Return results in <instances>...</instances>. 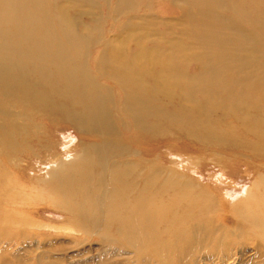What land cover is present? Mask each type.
Returning <instances> with one entry per match:
<instances>
[{"label":"rangeland","instance_id":"obj_1","mask_svg":"<svg viewBox=\"0 0 264 264\" xmlns=\"http://www.w3.org/2000/svg\"><path fill=\"white\" fill-rule=\"evenodd\" d=\"M56 1L55 22H73L75 30L87 28L91 33L80 56L85 77L104 93L108 123L64 119L62 111L47 112L44 107L28 110L30 100L20 95L7 103V93L0 89V264H159L168 256V240L180 241L182 228L188 234L182 241L194 248L183 261L171 264H264L261 231L251 229L247 219V212L260 216L256 200L264 177V0H175L184 14L174 20L153 16L152 0ZM68 3L76 7L71 10ZM51 4L48 8L55 11ZM136 10L140 14H133ZM187 15L191 17L184 19ZM150 22L152 27L129 33ZM184 41L186 47L193 42L194 54L202 58L191 60L193 51H186L184 73L180 70L175 83L191 85L197 104L186 106L177 123L169 117L163 124L151 115L145 130L124 128L132 122L122 118L126 95L157 94L162 83L149 71L137 81L126 80L128 88H134L126 91L118 79L111 78V55L121 46L140 52L131 63L141 70L147 52L149 69L160 72L155 53H172V46ZM99 65L104 73L98 71ZM12 84L15 91L16 81ZM170 108L175 117L178 111ZM92 146L102 148L107 158L115 154L104 168L96 160L91 172L81 170L82 191L74 192L72 198L82 202L87 194L93 202L102 201L99 223L86 233L61 203L63 186L52 182V171L57 163L90 155ZM115 166L130 175L142 171L140 183L156 169L165 171L166 179L180 177L186 184L164 188L168 191L161 190L164 199L158 194L152 206L161 212L169 204L176 214L181 195L196 201L199 210L185 202L183 208L187 213L197 210L198 216L185 218L182 226L178 220L174 225L160 218V224L141 229L120 226L117 218L121 215L128 221L136 204L133 199L146 195L140 188L136 193L127 190L121 210L115 202V214L105 218L116 189L111 175ZM200 227L222 237L214 244L212 234L207 252L191 241H198ZM141 231L156 235L142 236Z\"/></svg>","mask_w":264,"mask_h":264},{"label":"bare ground","instance_id":"obj_2","mask_svg":"<svg viewBox=\"0 0 264 264\" xmlns=\"http://www.w3.org/2000/svg\"><path fill=\"white\" fill-rule=\"evenodd\" d=\"M55 1L0 0V89L7 93V97L9 98L6 101L7 103L11 101V98L19 100L20 95L21 97H26L31 101L29 102L30 106H27L28 110L44 107L43 109L47 112L56 113L62 111L65 115L64 119L72 118L74 120L80 118L82 122L94 125L95 123L103 125L105 121L108 123L107 117L109 113L107 108L104 107L106 104L104 93L90 78L85 77V62L80 56L81 52L85 51L86 37H89L91 33L87 28L82 31L75 30L73 22L70 23L65 20H60L58 23L55 22L53 12H57L59 9L56 6L57 1ZM127 2L129 3V1ZM49 3L54 10L56 9L55 11L48 8ZM54 3L56 4L55 6H53ZM69 6L71 10L76 7L73 3L66 4V7ZM66 7L63 6L62 10ZM189 12L186 11L185 13ZM190 17L187 15L184 19ZM152 24L153 22L147 25H137L129 33L145 30L148 27H152ZM191 31L189 30L190 33ZM130 38L133 39L130 42L128 38V43L132 44L135 42L134 37L130 36ZM188 43V47L185 46V41L178 47L175 44V46H172L174 51L172 53H169L168 50H165V54L162 51L155 53L154 57L160 61V72L154 68L149 69L151 64L148 61L151 59V56L147 52L145 55L146 66H142L144 69L141 70L136 69L131 63L140 52L132 53L131 51H127L126 46H121L118 48V53L115 51L111 55L109 62L112 69L109 72L111 78L115 77V79H118V82L126 91L127 89H134L133 87L128 88L126 80L132 79V82L137 81L139 75L143 73L144 75L149 74V71L150 73L155 72L156 77L162 83L158 84L160 86V93L148 96L134 93L126 95L124 111L121 109L123 111L122 118L124 122L127 119H130L132 122L130 123L127 120L129 126H124V128L133 130L141 127V130H145L148 128L145 123L151 115L156 116V119L161 120L163 124L169 117H172V121L177 123V121H180V115L186 106L191 103L197 104L194 101L195 93L191 91L193 90L191 85L181 84V87H177L178 84L176 85L175 83L176 76L179 72L183 71V69L181 70L182 64L187 61L186 51H193L191 43H194L191 41ZM209 46L211 47V44ZM192 53L191 56L193 58L191 60L202 58L198 52L194 54L193 51ZM153 60L156 61V59ZM130 64L132 66L129 68ZM98 71L104 73L100 65ZM183 73L184 71L181 72V74ZM170 74L173 76L171 79L168 77ZM76 75L79 78H76ZM13 81L17 83L15 91V86L12 84ZM170 107L178 111L175 117L174 112L171 113L173 110ZM28 113L32 114V112ZM10 138L9 144L12 140V137ZM89 154L87 156H76L68 162L57 163L55 169L52 171V176L54 175L52 182L57 183L55 184L57 187L63 186L62 194L60 195L61 203L69 211L68 213L71 217H76V226L83 229L86 233L92 230L91 227L93 225L99 223L102 201L98 202L96 199L93 202L87 194H84L82 202H78L75 198H72L74 192L78 193L82 191L84 175L81 170L91 172L94 169L93 166H95L96 160H98V166L104 168L111 160L109 157H114L111 155L115 153H112L107 158L108 154L103 153L102 148L92 146L91 153ZM137 171L138 175H130L121 166L114 167L111 175L116 189L112 193L111 203L107 201L108 206L105 218H111V215L115 214V202L120 203L121 210L120 201L127 190L136 193L134 190L140 188H144L146 195L139 194L133 199L136 204L128 215V221L123 220L124 218L121 215L117 218L119 219L117 222L120 226L124 224L125 226L135 225L136 229H141L157 223L159 218L160 221L166 224H171L172 221L174 225L178 220L179 225L182 226L181 223L185 218L191 215L194 216V214L198 216L197 210L187 213L183 208L185 202L189 206L199 210L200 207L197 208L196 201L186 200L181 195L176 202V206L178 207L176 214H173V208L169 204H165L161 212L159 208L152 206L155 196L160 194L164 188L186 184L180 177L172 176L166 179L164 176L166 175L165 171L156 169L151 170L150 179L146 177L140 183L138 179L142 176V171ZM260 183L262 187L257 191L258 196L256 200V205L258 203L256 210H258L260 216L256 217L254 213L249 214L247 212V219L248 223L252 226L251 229H257V232L261 231L260 235L264 239V177L260 178ZM164 192L168 191L164 190ZM161 195L160 200H163L164 197ZM142 201L146 204H143ZM172 214L174 216L171 218ZM156 216L159 217L157 218ZM158 224L160 223L156 225ZM248 229H250V226ZM248 229L244 231L249 232ZM181 230L182 232L178 234L180 241L176 237L168 240V243H170L166 247L168 256L160 260L159 264H162L163 261L164 264L167 261L169 264L180 263V261L185 259V254L190 253V250L194 248L187 242L182 241L184 235L188 234L186 229L182 228ZM144 233L146 237H154L156 235L155 231L151 234L147 231H141L142 236H144ZM212 234L207 229L200 227L198 241L194 239L191 241L194 243V246L198 243L200 245L199 248H205L204 250L207 252V248L210 247L209 242ZM157 235H159V232ZM213 237H215L214 244H218L222 239L220 235L215 236L213 234Z\"/></svg>","mask_w":264,"mask_h":264},{"label":"crops","instance_id":"obj_3","mask_svg":"<svg viewBox=\"0 0 264 264\" xmlns=\"http://www.w3.org/2000/svg\"><path fill=\"white\" fill-rule=\"evenodd\" d=\"M153 1V9L151 11L152 15L160 18V19H180L183 17L184 10L183 6L176 2L175 0H152ZM166 4V5H165ZM172 11L171 13L166 11V7ZM133 14H140L138 10L134 11ZM155 37V36H154ZM163 47H167L165 44L160 43Z\"/></svg>","mask_w":264,"mask_h":264}]
</instances>
